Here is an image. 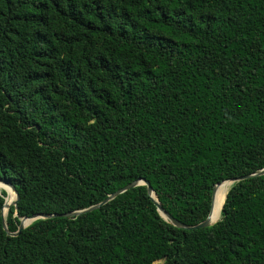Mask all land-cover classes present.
Masks as SVG:
<instances>
[{
  "label": "trees",
  "instance_id": "16d2710c",
  "mask_svg": "<svg viewBox=\"0 0 264 264\" xmlns=\"http://www.w3.org/2000/svg\"><path fill=\"white\" fill-rule=\"evenodd\" d=\"M263 167L264 0H0L8 231L141 178L194 225ZM5 195L0 264H264V174L195 229L139 184L12 236Z\"/></svg>",
  "mask_w": 264,
  "mask_h": 264
},
{
  "label": "water",
  "instance_id": "95a60500",
  "mask_svg": "<svg viewBox=\"0 0 264 264\" xmlns=\"http://www.w3.org/2000/svg\"><path fill=\"white\" fill-rule=\"evenodd\" d=\"M261 174H264V167L253 172V173H250V174H247V175H243V176H240V177H236V178H229V179H225L224 181H229L230 183H233L235 181H238V180H241V179H244V178H248V177H251V176H256V175H261ZM0 182L3 183L4 185H6L8 188H10L14 194H15V198L14 200L11 202L10 205H13L15 206L18 199H19V194L18 192L16 191L15 187L11 184V182L9 180H5V179H0ZM223 182V181H222ZM221 182V183H222ZM221 183H217L213 186V189H212V194H211V207H210V211H209V214L208 216L201 222L199 223H196L194 225H186V224H183L181 222H179L177 219L173 218L170 214H168L166 211H164V209L161 207V205L159 204L158 200L155 198V195H154V192L152 190V187L150 186L149 182L146 181L145 179L141 178L137 181H132L128 184H126L125 186L117 189L116 191H114L113 193L109 194L105 199H103L101 202L97 203V204H94V205H91L87 208H84V209H81V210H76V211H70V212H66V213H60V214H47V213H35V214H32L30 216H24L22 217L21 219H32L35 220L37 218H47V217H51V216H55V215H61V216H75V215H78L80 213H83V212H86V211H90L92 209H95V208H98L99 206H101L102 204L106 203L108 200L112 199L113 197H115L116 195L124 192L125 190L129 189V188H132L136 185H139V184H144L146 185L147 187V192L148 194L150 195L153 203L156 205V208L157 210L159 211V213L162 215V217H164L165 219H167L170 223H172L173 225L175 226H178V227H181V228H186V229H195V228H201V227H208V226H211L212 224H214L216 221H213L212 220V203H213V198H214V195H215V191H216V187L218 185H220ZM226 196V195H225ZM225 199V198H224ZM223 205V204H222ZM3 209V207H2ZM2 213V226L4 228V230L9 234V235H12V236H15L17 235L23 228H25L27 225L29 224H24L22 222V220L20 219V222L18 224V227H17V230L15 232H10L8 231L7 229V225H6V222H5V218H4V215H3V212L1 211Z\"/></svg>",
  "mask_w": 264,
  "mask_h": 264
},
{
  "label": "bare ground",
  "instance_id": "6f19581e",
  "mask_svg": "<svg viewBox=\"0 0 264 264\" xmlns=\"http://www.w3.org/2000/svg\"><path fill=\"white\" fill-rule=\"evenodd\" d=\"M229 185H230L229 181H223L216 188L215 195H214V198H213V203H212V212H211V214H212L211 216H212V220L213 221H215L217 219L216 215H217V212H218V206L220 204L222 206L224 198H225V194H226V191H227V187ZM0 188H3L6 191V195H5V199H4V205H3V209H2L3 215L5 216L6 215V211H7V207H8V203H9V200L11 198L9 196V194H10V191H12V190L10 188H8L4 184L1 185V183H0ZM217 193H218V195H217ZM13 195H14V192H13ZM216 195H217V197H216ZM31 221H32V219H22V222L24 224H29Z\"/></svg>",
  "mask_w": 264,
  "mask_h": 264
},
{
  "label": "rangeland",
  "instance_id": "374dc122",
  "mask_svg": "<svg viewBox=\"0 0 264 264\" xmlns=\"http://www.w3.org/2000/svg\"><path fill=\"white\" fill-rule=\"evenodd\" d=\"M1 183V182H0ZM1 184H3V183H1ZM232 183H230V185H231ZM230 185H229V187H230ZM2 190V189H1ZM12 195H13V192H12Z\"/></svg>",
  "mask_w": 264,
  "mask_h": 264
}]
</instances>
